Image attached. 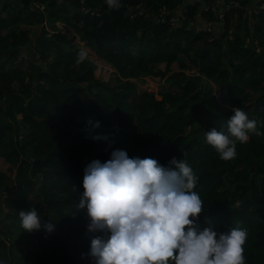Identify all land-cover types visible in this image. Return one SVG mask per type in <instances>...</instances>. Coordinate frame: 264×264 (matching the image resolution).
<instances>
[{
  "label": "trees",
  "instance_id": "obj_1",
  "mask_svg": "<svg viewBox=\"0 0 264 264\" xmlns=\"http://www.w3.org/2000/svg\"><path fill=\"white\" fill-rule=\"evenodd\" d=\"M0 3L3 264H95L91 240L108 234L89 231L87 209L77 206L87 165L115 150L173 170L171 159L186 162L198 178V227L247 229L246 264H264V0ZM45 20L52 33L34 40L21 28ZM57 21L114 69V80L95 78L96 65L79 58ZM144 78L163 83L140 93L135 81ZM236 107L260 134L224 161L205 133L220 131ZM32 209L54 223L51 233L25 232L19 212Z\"/></svg>",
  "mask_w": 264,
  "mask_h": 264
},
{
  "label": "clouds",
  "instance_id": "obj_2",
  "mask_svg": "<svg viewBox=\"0 0 264 264\" xmlns=\"http://www.w3.org/2000/svg\"><path fill=\"white\" fill-rule=\"evenodd\" d=\"M105 3L110 9L121 7V0ZM250 133L260 134L256 121L236 107L226 125L207 131L205 140L220 159L230 161L237 155V143L246 144ZM169 164L175 170L156 159L130 158L115 150L106 162L87 165L77 207H86L89 231L108 234L91 240L95 264H246L247 229L201 230L196 220L202 201L193 191L198 178L183 160L173 158ZM19 217L26 233L55 228L51 222L42 224L35 209L20 211Z\"/></svg>",
  "mask_w": 264,
  "mask_h": 264
},
{
  "label": "rangeland",
  "instance_id": "obj_3",
  "mask_svg": "<svg viewBox=\"0 0 264 264\" xmlns=\"http://www.w3.org/2000/svg\"><path fill=\"white\" fill-rule=\"evenodd\" d=\"M65 0H57V4H60L62 2H64ZM0 3V7H1ZM67 5V4H66ZM60 6V5H59ZM68 6V5H67ZM41 7V5H40ZM69 8V11L71 12V14L74 12V8ZM254 12H257L256 10ZM3 17L6 16V12H3L1 14ZM53 23L49 22V21H44L42 24H34V25H27L25 23L21 24V28H27L31 30V37L34 40L36 38V36L40 33L41 30H45L46 32H48V34L52 33L51 31V27H52ZM58 30H60L63 34H66L70 37H75V41L74 44L78 45L84 53V57H87L89 60L93 61V63L96 65V69H95V78L97 80H101V81H108L110 79H115V75H114V69L107 64L101 57H99L96 52L94 51V49H92L91 47H88L85 45V42L80 41L79 37L75 34V32L73 31V29H71L68 25H66L64 22L62 21H57L54 24ZM12 45L8 44V49H11ZM25 52L20 54V57L24 58ZM34 58H37V56L35 55ZM24 62H26V58H24ZM136 85H137V90L138 92L142 93L143 91H151V90H157V88L163 83L162 82H158V81H154L150 78H144L142 80H136L135 81ZM210 85L213 83L209 82ZM214 87V91L216 89V86Z\"/></svg>",
  "mask_w": 264,
  "mask_h": 264
},
{
  "label": "built area",
  "instance_id": "obj_4",
  "mask_svg": "<svg viewBox=\"0 0 264 264\" xmlns=\"http://www.w3.org/2000/svg\"><path fill=\"white\" fill-rule=\"evenodd\" d=\"M262 7H260V9H261Z\"/></svg>",
  "mask_w": 264,
  "mask_h": 264
},
{
  "label": "crops",
  "instance_id": "obj_5",
  "mask_svg": "<svg viewBox=\"0 0 264 264\" xmlns=\"http://www.w3.org/2000/svg\"><path fill=\"white\" fill-rule=\"evenodd\" d=\"M263 1V0H262Z\"/></svg>",
  "mask_w": 264,
  "mask_h": 264
}]
</instances>
